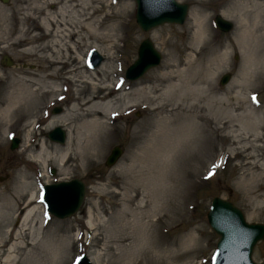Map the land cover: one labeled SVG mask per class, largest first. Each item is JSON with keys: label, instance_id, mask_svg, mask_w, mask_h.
Segmentation results:
<instances>
[{"label": "rangeland", "instance_id": "1", "mask_svg": "<svg viewBox=\"0 0 264 264\" xmlns=\"http://www.w3.org/2000/svg\"><path fill=\"white\" fill-rule=\"evenodd\" d=\"M32 1L7 0L3 3L0 0V107L7 103L10 94L14 95L15 79H42L45 75L44 61L22 53L26 45H11L18 30L22 27L33 30L35 27L32 20L25 17ZM41 1H45L47 9L53 10L56 7V3ZM122 1L125 0H94V14L98 18L106 16L104 24L119 20L114 17V12ZM129 1L132 5L121 19L122 27H117L118 38L112 48L117 79L130 86L136 85L139 80L149 79L151 71L173 51L170 44L174 43L176 50H179L193 40L190 12L192 9L200 10L209 28L206 33L208 39L204 38L201 43L204 50L202 56L226 53L225 63L215 80L216 89L219 93H225L234 82L239 84L236 89L240 92L241 107L237 111V125L221 132L215 131V125L208 122L205 126L208 129V142L200 145L194 156L190 157L188 147L179 150L175 161L169 162V168L165 169L155 209L151 204V196L144 197L142 189L135 196L128 187L132 179L118 176V171L129 163L132 152L147 138L151 123L165 115L164 112L134 108L121 118H111V124L116 130L104 151L88 160L72 157L65 173L60 172L57 159L56 162L49 160L45 165L29 161L28 152L23 150V134L18 126H14V110L0 115V203L9 209V219L0 222V235L5 236V241L0 243V262L8 253L9 245L15 242L14 232L27 210L20 203V209L13 213L14 203L11 198L34 191L36 197L29 208L37 206L40 211L44 207L41 201L43 184L57 180L78 178L84 184L81 206L74 214L63 219L43 212L40 235L37 236L38 226H33L32 236L30 234L26 239L30 246L17 250L12 264H33L30 262L36 257L50 260V251L58 242L63 249L58 253L60 256L50 260L49 264H73L81 253H86L93 264H212L218 236L210 228L206 215L212 198L216 196L239 208L246 222L264 225V137L256 136L259 127H264V37L261 35L264 21L259 25H250L249 39L238 44L236 39L239 38L241 27L237 21L239 14L231 7L234 0H178L188 4L182 24L162 23L143 31L135 22V2ZM260 1L264 5V0ZM222 11L230 14V17L224 18L233 23L227 32L218 30L213 22L216 14L223 17ZM249 11L253 14L252 8ZM251 13L249 23L253 22ZM153 30L159 32L161 40L152 37ZM146 38L159 51V64L149 68L137 79H127L124 73L134 63L138 46ZM42 41L37 40L33 44L41 45ZM93 41L101 42L99 38ZM166 41H169L168 46L164 43ZM93 46H82L85 61L90 51L95 50ZM186 52L179 50L181 56ZM99 54L102 62L105 57ZM5 56L11 61L9 66L1 65ZM225 73L229 74L228 81L221 84V77ZM116 77L111 75L113 82ZM111 92L112 96H116L120 92L119 87L111 89ZM60 93L62 96L58 103L49 107L46 113H52L54 107L61 111L68 106L71 95L62 88ZM182 121L170 123L179 126ZM143 124L149 129L139 131ZM238 132L242 133L241 138L233 142L230 134ZM36 133H39L37 129ZM11 134L19 141L14 150L10 149L8 135ZM114 146L121 149V154L114 164L107 167L105 160ZM32 151L37 150L33 147ZM58 156V152H55V157ZM50 168L54 169L53 175ZM113 174L118 176L115 180H112ZM169 174H172V180H169ZM22 176L27 177L25 179L30 183L27 189L22 186ZM123 184L125 188H120ZM172 187L174 190L169 191L168 188ZM171 192H174V197ZM132 195L135 199L128 202V197ZM171 199L174 206L170 203ZM23 200L25 197L20 202ZM10 230L12 233L8 234ZM191 236H194L196 243L191 242L190 245L188 237ZM28 252L27 259L30 261L25 259ZM251 257L255 262L264 260V240L256 243Z\"/></svg>", "mask_w": 264, "mask_h": 264}, {"label": "bare ground", "instance_id": "2", "mask_svg": "<svg viewBox=\"0 0 264 264\" xmlns=\"http://www.w3.org/2000/svg\"><path fill=\"white\" fill-rule=\"evenodd\" d=\"M46 1L56 3L55 9H47L44 6L45 1L33 0L25 17L31 19L35 27L33 30L22 27L18 30L14 43H11L12 46L26 45L22 53L34 55V58L44 61L45 75L42 79L41 77L15 79L14 95L10 94L7 103L0 107V115L14 110V126H18L23 134V150L28 152L29 161L45 165L49 160L56 162L57 159L60 172L65 173L72 157L88 160L104 151L116 130L111 124V118L116 116L121 118L134 108L147 112H164L165 115L157 117L151 123L147 138L132 152L128 159L129 163L118 171V176H128L132 179L128 187L135 196L142 189L144 197L151 196V204L156 209L165 169L169 162L175 161L179 150L188 147L190 157L194 156L199 146L208 142L206 137L208 129L205 127L208 122L215 125V131L221 132L225 128L237 125L239 120L237 111L241 107L240 92L236 89L239 84L234 82L225 93H219L215 86L216 77L225 63L226 53L202 56L204 50L201 43L204 38L208 39L206 33L209 28L200 10L192 9L190 19L193 40L179 49L187 52L181 56L175 44H170L173 51L169 52L164 62L151 71L149 79L139 80L136 85L130 86L116 77L112 48L118 38L117 27H122L121 19L131 7V2L122 1L114 12V17L119 20L104 24L106 16L98 18L94 14L95 9L92 6L94 0ZM231 7L239 14L237 21L241 28L239 38L236 39L239 44L249 39L250 25H259L264 21V5L260 0H234ZM250 8L253 9V14L249 11ZM250 13L253 15L251 23L248 21ZM221 14L223 17H230L226 11H222ZM261 35L264 37V31ZM152 37L161 40L158 31L153 30ZM94 38H99L101 42L95 43ZM41 39H43L41 45L33 44ZM168 42H164L166 46ZM93 44L94 49L105 57L98 66L89 65L84 60L81 49L83 45L90 47ZM111 75L116 77L115 83L120 91L116 96H112L111 92L113 85ZM61 88L71 95L67 102L68 106L58 113L53 111L46 113L49 107L58 103L59 96L61 97L63 93H60ZM175 120L183 121L179 126H172L170 122ZM58 126L66 131L62 143L49 139L47 134ZM147 128L148 126L143 124L139 131ZM259 128L256 136L263 138L264 127ZM36 129L39 133H36ZM241 134L240 132L230 134L233 142H238ZM33 147L37 151L31 152ZM55 152L59 154L57 158ZM111 176L112 180L118 177L115 174ZM22 178V186L29 188L27 177ZM169 180H172V174H169ZM124 184L126 185V182ZM124 184L120 188H125ZM168 189L174 190V187ZM112 192L117 193L116 190ZM171 193L174 197V192ZM23 197L25 200L20 202ZM34 197L36 192L27 191L20 197L11 198V202L14 203L13 213L20 209V203L22 208L27 210L14 232L15 242L9 245L8 253L0 264L14 263L17 250H24L30 246L26 239L29 238L33 226H38L37 236L40 235L42 210L38 211L37 206L29 208ZM74 197L70 187H64L59 189L54 201L59 208L62 207V201L65 200L68 204ZM134 199L132 195L127 201L131 202ZM170 203L174 206L173 199ZM8 211L9 209L0 203V222L9 219ZM11 233L12 230L8 234ZM4 237L0 235V243L5 241ZM195 240L194 236L188 237L190 245L191 242L196 243ZM62 249L60 242L55 244L50 251L51 255L49 254L50 260L60 256L58 253ZM25 255L26 261H30L27 259L29 252ZM50 260L36 257L30 263L49 264Z\"/></svg>", "mask_w": 264, "mask_h": 264}, {"label": "water", "instance_id": "3", "mask_svg": "<svg viewBox=\"0 0 264 264\" xmlns=\"http://www.w3.org/2000/svg\"><path fill=\"white\" fill-rule=\"evenodd\" d=\"M6 3L7 0H1ZM137 3L136 21L138 26L147 31L152 27L162 23L182 24L185 20L188 10L187 3H179L176 0H135ZM215 18L216 25L222 31H229L232 23L223 17L217 15ZM96 59L93 62L98 64L100 57L94 54ZM160 53L154 48L152 41L148 38L141 41L138 47L137 59L126 70L128 79H137L149 68L157 65L160 61ZM4 64L10 65L11 61L5 56ZM229 74H224L221 83L228 81ZM59 111L55 108L54 112ZM51 140L63 142L65 134L60 128H55L48 133ZM17 139H14L11 148L17 146ZM121 154V149L115 146L105 164L111 166L116 162ZM70 187L74 193V200L66 204L62 201V207L55 204L54 198L59 189ZM84 184L78 180L61 181L44 186L43 198L47 204L48 211L59 218L69 217L74 214L80 207L84 197ZM208 223L218 235L216 243V253L214 264H258L251 258L255 243L264 240V225L250 224L244 219L242 212L230 201L220 197H214L211 201L210 209L207 213ZM76 264H91L89 259L82 255ZM261 264H264L262 261Z\"/></svg>", "mask_w": 264, "mask_h": 264}, {"label": "snow or ice", "instance_id": "4", "mask_svg": "<svg viewBox=\"0 0 264 264\" xmlns=\"http://www.w3.org/2000/svg\"><path fill=\"white\" fill-rule=\"evenodd\" d=\"M253 99H255V97H253ZM209 175H211V173H209ZM77 259H80V258L78 257ZM214 259H215V257H214Z\"/></svg>", "mask_w": 264, "mask_h": 264}, {"label": "flooded vegetation", "instance_id": "5", "mask_svg": "<svg viewBox=\"0 0 264 264\" xmlns=\"http://www.w3.org/2000/svg\"><path fill=\"white\" fill-rule=\"evenodd\" d=\"M1 65H2V60H1Z\"/></svg>", "mask_w": 264, "mask_h": 264}]
</instances>
